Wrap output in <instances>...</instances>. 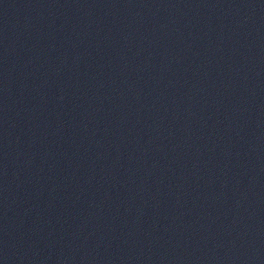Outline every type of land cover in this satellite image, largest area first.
<instances>
[{
    "label": "water",
    "instance_id": "obj_1",
    "mask_svg": "<svg viewBox=\"0 0 264 264\" xmlns=\"http://www.w3.org/2000/svg\"><path fill=\"white\" fill-rule=\"evenodd\" d=\"M0 264H264V0H0Z\"/></svg>",
    "mask_w": 264,
    "mask_h": 264
}]
</instances>
